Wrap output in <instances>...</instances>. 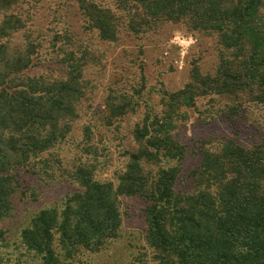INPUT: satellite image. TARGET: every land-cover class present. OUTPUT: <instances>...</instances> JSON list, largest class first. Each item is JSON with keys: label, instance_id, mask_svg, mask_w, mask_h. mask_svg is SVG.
Instances as JSON below:
<instances>
[{"label": "trees", "instance_id": "trees-1", "mask_svg": "<svg viewBox=\"0 0 264 264\" xmlns=\"http://www.w3.org/2000/svg\"><path fill=\"white\" fill-rule=\"evenodd\" d=\"M112 1L122 17L91 0L78 1L86 27L100 41L117 44L123 30L140 38L183 26L214 42L215 71L204 73L194 64L188 84L163 92L154 109L147 107L117 184L100 182L89 128L70 164L62 153L82 118L87 53L59 48L62 79L30 74L41 44L25 35L24 45H14L28 25L18 14L21 0H0V222L14 212L22 176L65 179L81 190L63 208L40 211L21 234L42 264L103 252L119 238L123 197L146 205L147 264H264L263 0ZM206 98L226 100L230 117L260 110L261 141L250 148L228 139L203 142L187 192L178 185L187 158L176 137L178 121L187 122L188 111ZM104 107L106 127L140 108L124 97H111Z\"/></svg>", "mask_w": 264, "mask_h": 264}, {"label": "rangeland", "instance_id": "rangeland-1", "mask_svg": "<svg viewBox=\"0 0 264 264\" xmlns=\"http://www.w3.org/2000/svg\"><path fill=\"white\" fill-rule=\"evenodd\" d=\"M78 1L21 0L18 14L28 25L25 33L15 36L14 45H24L25 35L38 40L41 48L29 73L49 79H62L64 75L59 48L75 50L78 56L87 53V98L73 134L76 143L72 141L64 146L62 153L70 164L79 153L76 148L84 140L85 127L89 128L91 142L98 153L96 179L116 185V175L126 162L124 155L133 150L132 132L147 113V107L154 109L163 92L178 91L188 84L194 64L197 63L204 73H213L217 66L214 42L202 37L197 39L199 36L188 33L183 26H166L158 33L140 38L123 30L117 44L103 43L86 27ZM91 1L116 11L112 0ZM116 12L122 17L121 12ZM262 13L264 15V0ZM67 40L70 43H66V47ZM111 97H124L139 104L138 113L121 122L116 121L113 127H106L104 106ZM226 105L227 101L221 98L202 99L188 111L187 122L178 121L176 137L187 151L179 189L191 190V175L197 168L198 151L203 142L216 144L228 139L246 148L260 143L261 111L256 108L230 117ZM22 178L25 180L21 191L14 197V212L0 222V264H42L41 257L24 245L22 231L40 211L63 208L67 199L81 190L77 184L65 179L47 182L32 176ZM145 207L139 198L123 197V225L119 238L101 253L79 254L74 261L64 259L65 264L150 262L145 243Z\"/></svg>", "mask_w": 264, "mask_h": 264}]
</instances>
